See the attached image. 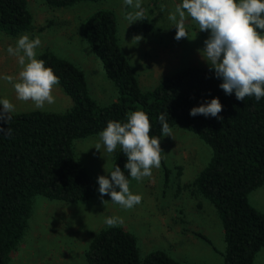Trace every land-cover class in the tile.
<instances>
[{
    "label": "trees",
    "instance_id": "obj_1",
    "mask_svg": "<svg viewBox=\"0 0 264 264\" xmlns=\"http://www.w3.org/2000/svg\"><path fill=\"white\" fill-rule=\"evenodd\" d=\"M44 1L64 7L83 0ZM31 25L27 0H0V30L16 35ZM141 25L153 29L147 14ZM81 32L113 81L116 97L98 102L81 66L48 48L38 53L37 58L59 77L72 104L62 111H18L9 124L2 125L11 132L0 133V264L9 261L20 242L35 195L68 202L92 197L95 183L76 157L75 140L100 133L110 120L127 122L129 113L137 110L148 114L150 136L161 140L158 117L165 113L170 127L190 129L210 145L209 160L188 185L214 205L221 219L225 241L221 264H254L256 253L264 247V211L250 201L249 193L264 183V98L242 102L235 93L227 95L219 87L223 80L201 65L181 67L156 85L142 88L122 48L113 10L91 12ZM217 97L223 105L218 117L190 115L192 108ZM126 162L118 149L111 171L119 166L128 176ZM84 254L88 264H189L163 249L141 256L136 235L122 226L100 228Z\"/></svg>",
    "mask_w": 264,
    "mask_h": 264
},
{
    "label": "rangeland",
    "instance_id": "obj_2",
    "mask_svg": "<svg viewBox=\"0 0 264 264\" xmlns=\"http://www.w3.org/2000/svg\"><path fill=\"white\" fill-rule=\"evenodd\" d=\"M27 1L32 14L31 28L16 35L0 30V76L11 75L18 80L20 66L7 49L15 46L23 34L33 39L39 36L42 44L37 53L48 48L72 60L84 69L89 91L98 102L115 99L113 81L106 76L100 59L81 32L85 17L99 8L114 11L122 48L142 88L156 85L164 76L187 65L209 66L199 50L205 47L210 31L200 32L198 25L188 18L186 29L190 39H175L176 28L168 15L181 0H142L152 30H144L141 21L129 25L124 17L132 9L124 5V0H83L64 7L50 6L44 0ZM161 4L166 6L163 12ZM135 36L142 39L135 41ZM54 96L55 103L43 109L62 111L72 104L60 85L56 86ZM5 98L15 105V112L35 109L31 101L17 99L12 83L0 79V99ZM171 129L172 137H161V167L154 168L152 176L141 182L130 178V190L142 196V202L131 210L111 202L110 195L103 197L109 201L104 205L98 191V177L110 176L118 149L112 154L103 147L101 152L97 151L94 146L99 142V133L77 138L76 157L95 183L92 197L68 202L35 195L26 230L6 264H88L85 249L93 235L107 226L105 219L110 216L123 218L121 226L136 235L141 256L163 249L189 264H221L225 248L221 219L214 205L188 185L207 163L212 149L190 129L178 124ZM249 199L264 211V183L249 193ZM254 264H264V247L256 253Z\"/></svg>",
    "mask_w": 264,
    "mask_h": 264
},
{
    "label": "clouds",
    "instance_id": "obj_3",
    "mask_svg": "<svg viewBox=\"0 0 264 264\" xmlns=\"http://www.w3.org/2000/svg\"><path fill=\"white\" fill-rule=\"evenodd\" d=\"M124 5L132 9L125 15L129 25L145 19L146 10L142 0H124ZM165 5L160 10L165 11ZM191 18L199 27L200 32L210 31L204 41L205 47L200 49L210 71L214 70L217 78L223 83L219 87L227 94L235 93L237 100L244 102L254 97L257 102L264 98V0H182L175 10L168 15V20L176 28L177 41L189 38L186 20ZM141 36L133 37L140 41ZM41 39L30 38L23 34L15 46H9L7 52L17 60L20 66L18 80L11 75L0 76V79L12 83L17 99L31 101L36 109L55 103L54 90L60 79L53 69L45 66V61L38 59L37 49L41 47ZM0 133H10L9 124L15 105L7 98L0 99ZM223 110L220 99L213 98L199 107H194L190 115L195 117H218ZM165 113L158 117L162 125V134L172 137V129L167 122ZM222 119V118H221ZM152 125L148 114L137 110L129 113L127 122L110 120L99 133V142L94 148L101 152L103 147L112 154L120 149L127 157L125 169L128 176L116 166L107 175L98 177L101 202L106 205L103 197L110 195L111 202L118 204L123 210H131L142 202V196L130 190V179L137 182L152 176L153 169L161 167L163 149L158 137L150 136ZM106 169V167H105ZM107 171V170H106ZM119 216L105 219L109 228L123 225Z\"/></svg>",
    "mask_w": 264,
    "mask_h": 264
}]
</instances>
